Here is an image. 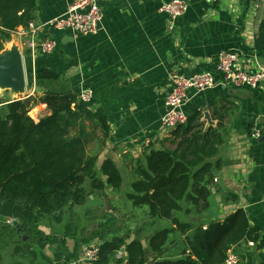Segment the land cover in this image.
<instances>
[{
  "label": "crops",
  "instance_id": "obj_1",
  "mask_svg": "<svg viewBox=\"0 0 264 264\" xmlns=\"http://www.w3.org/2000/svg\"><path fill=\"white\" fill-rule=\"evenodd\" d=\"M167 1L101 2L99 29L96 34L86 36L46 26L51 20L63 17L72 0H35L32 23L41 27L39 37L53 39L56 48L49 55L31 56L17 34L20 28L11 34L0 51V110L13 101L40 97L42 94L36 93V89L44 93L73 91L78 96L90 93L94 107L104 112L109 126L96 170L103 161L111 160L120 175L134 182L133 168L137 162L143 163L145 149L149 146L159 149L167 138L161 118L171 76L215 73L216 56L222 51L236 52L238 67L245 72L264 67V56L254 49L255 37L264 19V0L256 9L248 0L217 3L184 0L187 9L174 20L159 10ZM12 55H17L22 65L25 85L21 88L14 87L11 73L7 71ZM40 70L56 72L59 78L37 81ZM215 78L219 81V75L215 74ZM182 111L187 117L201 112L205 127L215 128L220 121L223 143L212 159V162L220 161V167L208 184L207 209L192 210L184 214V219H179L177 212L175 217L205 228L207 223L222 221L242 209L250 226L264 233V85L252 89L218 84L204 92L190 91ZM29 115L37 122L49 112L45 105L37 104ZM253 131L259 132L260 137L252 138ZM99 179L105 181L101 175ZM160 222L149 219L151 226L137 235L145 264L163 259L164 249L152 253L147 248L149 238L162 229L158 227ZM39 229L43 231L41 225ZM93 241L100 243L97 239ZM66 246L73 256L68 264H91L82 260L86 247L69 238ZM234 252L239 264L264 261V252L247 243H242ZM1 258L0 264H11L14 260ZM23 262L64 264V258L46 245L37 251L36 259Z\"/></svg>",
  "mask_w": 264,
  "mask_h": 264
},
{
  "label": "trees",
  "instance_id": "obj_2",
  "mask_svg": "<svg viewBox=\"0 0 264 264\" xmlns=\"http://www.w3.org/2000/svg\"><path fill=\"white\" fill-rule=\"evenodd\" d=\"M34 9L35 0H0V51L13 32L33 22ZM254 49L264 56V19ZM58 78L59 74L49 70L36 74L37 81ZM37 104L45 105L49 115L35 122L29 113ZM201 118V112L187 117L186 124L169 132L159 149L147 147L143 163L137 162L133 168L135 181L126 200L135 208L146 207L150 220L170 224L149 238L148 250L161 252L173 234L183 245L179 257L152 264H223L230 250L248 242L264 252V233L250 226L242 209L205 228L175 217L177 212L207 209L208 184L220 167V161L212 162L223 143L220 121L215 128L205 127ZM108 135L104 112L92 100L81 101L73 91H49L4 106L0 112V251L13 246L11 264L36 259L37 251L46 245L55 247L64 264L72 259L66 239L77 241L83 232L74 209L85 207L95 193L118 190L122 184L111 160L103 161L96 170ZM66 212L68 222L62 223ZM47 218L63 224L62 231H41L39 226ZM112 221L104 220L90 234L91 240L100 241L91 264H145L138 236L131 240L129 235H119Z\"/></svg>",
  "mask_w": 264,
  "mask_h": 264
},
{
  "label": "built area",
  "instance_id": "obj_3",
  "mask_svg": "<svg viewBox=\"0 0 264 264\" xmlns=\"http://www.w3.org/2000/svg\"><path fill=\"white\" fill-rule=\"evenodd\" d=\"M111 0H72L66 14L53 19L46 24L47 27L56 31H70L74 35H94L97 33L101 20V2ZM217 3L221 0H207ZM253 8H258L261 0H248ZM187 9L184 0H169L160 7V12L168 14L171 19L181 17ZM41 27L33 23L26 28H20L17 32L23 41V46L30 52L31 56L36 54L49 55L54 52L56 43L50 38H40ZM239 56L233 51H222L216 56L214 70L203 71L188 77L171 76L168 80V92L164 100V113L161 118V127L165 134L182 126L187 122V116L182 111V106L188 99L190 91L204 92L216 87L218 84L229 88H256L264 85V67H256L251 73L245 72L238 67ZM219 75V81L215 78ZM83 102L90 101V93L86 92L78 96ZM252 138H259L257 131L251 133ZM249 247H254L253 242H248ZM97 248L85 249L82 260L92 262L95 260ZM223 264H239V257L230 250Z\"/></svg>",
  "mask_w": 264,
  "mask_h": 264
},
{
  "label": "rangeland",
  "instance_id": "obj_4",
  "mask_svg": "<svg viewBox=\"0 0 264 264\" xmlns=\"http://www.w3.org/2000/svg\"><path fill=\"white\" fill-rule=\"evenodd\" d=\"M121 176L123 178L122 184L117 191L106 189L102 193H95L94 198H92L93 200L89 198L85 207L74 209V213L80 218L79 231H83L82 234L78 235L77 243L81 244L82 241H85L86 243L83 246L86 247L87 250L97 246V243L90 239V234L96 230L97 226L102 224L104 220L110 218L113 219L114 223L112 221V224L114 225V228L118 230L119 235L124 237H128L129 235L130 239L135 238L140 231H144L147 226L150 225L147 208H135L126 200V195L131 192L130 186L133 179L127 181L124 174L121 173ZM85 188L88 189L87 182L85 183ZM182 207L184 210V204H182ZM177 215L179 219H184L185 215L183 211L179 212ZM68 218L69 215L68 212H66L63 216L62 223H67ZM93 218L95 219L93 220ZM160 221L158 227H170L168 221ZM62 226L63 224H55L51 218L44 219V221L41 222V229L45 234L62 231ZM142 236L143 232L141 234V237ZM52 247L55 248L54 246H51V248ZM182 248L183 245L180 237L177 234H173L167 245L164 247L161 258H177L180 256V253L183 250ZM12 252L13 246H10L7 250L2 251L3 255H1L0 251V258L2 256L1 259L3 261H8ZM116 256L117 258H121V254H117Z\"/></svg>",
  "mask_w": 264,
  "mask_h": 264
},
{
  "label": "water",
  "instance_id": "obj_5",
  "mask_svg": "<svg viewBox=\"0 0 264 264\" xmlns=\"http://www.w3.org/2000/svg\"><path fill=\"white\" fill-rule=\"evenodd\" d=\"M8 63L9 65H8L7 71L11 73L12 80H13L12 84L14 85L15 88L23 87L25 85L24 73L22 70V65L19 60V57L17 55L10 56L8 59ZM7 71L5 70V72ZM35 92L38 94L44 93V91L41 89H36ZM23 240H26V237H23Z\"/></svg>",
  "mask_w": 264,
  "mask_h": 264
}]
</instances>
